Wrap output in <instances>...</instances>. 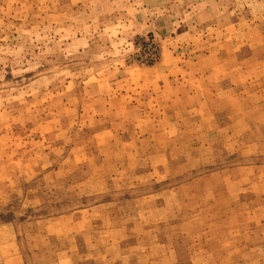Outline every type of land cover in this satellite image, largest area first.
Segmentation results:
<instances>
[{
	"label": "rangeland",
	"instance_id": "1",
	"mask_svg": "<svg viewBox=\"0 0 264 264\" xmlns=\"http://www.w3.org/2000/svg\"><path fill=\"white\" fill-rule=\"evenodd\" d=\"M0 264H264V0H0Z\"/></svg>",
	"mask_w": 264,
	"mask_h": 264
}]
</instances>
